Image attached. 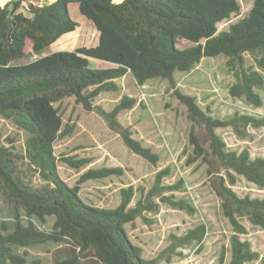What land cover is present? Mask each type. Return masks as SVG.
<instances>
[{
  "label": "trees",
  "instance_id": "16d2710c",
  "mask_svg": "<svg viewBox=\"0 0 264 264\" xmlns=\"http://www.w3.org/2000/svg\"><path fill=\"white\" fill-rule=\"evenodd\" d=\"M69 6L99 32L96 46L51 50V44L79 26L71 17ZM240 9L238 0H15L0 6V116L17 122L27 132L22 155L0 140V190L28 217L45 220L54 216L50 233L36 229L32 222H18L11 233L0 234V264L22 263L13 254V246L50 240L72 245V253L55 259V264H159L156 259L144 257L142 247L129 236L127 225L142 215L153 192L180 189L182 180L160 186V172L149 194L132 208L128 207L131 187L122 190V201L116 208L86 203L80 195V184L117 169H89L73 185L62 178L55 143L70 133L73 125L64 122L60 108L66 99L73 98L88 111L98 109L93 102L99 93L115 91L114 80L127 74L140 85L155 79L175 85V74L190 71L204 57L219 56L227 58L235 75L229 89L231 95L261 106L258 90L264 86V0H254L245 17L232 23L227 31H218V24ZM184 40L191 46L179 47ZM41 52L32 62L15 63L30 53ZM246 53H259L254 58L257 69L245 65ZM90 58L113 66L90 68ZM178 94L187 104L188 117L199 126L204 124L210 137L205 145L193 125L188 161H198L211 176L222 212L234 231L228 264L253 262L261 254L239 237L247 233L241 221L246 219L264 229V198L241 197L232 186L240 175L264 189V157L252 158L248 149H228L215 130L231 126L238 136L246 138L247 128L264 126V118L235 113L220 120L203 112L192 97ZM135 103V99L124 97L110 113H102L111 119L114 128L120 129L133 152L152 159L150 151L118 123ZM61 159L77 169L86 163L74 156ZM32 173H37L44 185H35ZM162 199L172 207L193 210L187 201H176L173 195ZM205 233V226L200 225L182 237H173L180 243L196 240L200 244ZM224 258L222 252L221 264Z\"/></svg>",
  "mask_w": 264,
  "mask_h": 264
},
{
  "label": "rangeland",
  "instance_id": "374dc122",
  "mask_svg": "<svg viewBox=\"0 0 264 264\" xmlns=\"http://www.w3.org/2000/svg\"><path fill=\"white\" fill-rule=\"evenodd\" d=\"M238 2L240 12L220 22L218 31H227L232 23L245 17L254 0ZM69 12L79 22V26L51 45V50L96 46L99 42L96 28L72 6H69ZM187 46H191V43L185 40L179 42V47ZM42 54L30 53L15 63L32 62ZM257 56L259 53H246L245 65L257 69L254 62ZM93 59L90 58V68L113 66ZM235 80L226 57H204L190 71L175 74V85L161 79L140 85L127 74L114 80L117 84L115 91L99 93L93 102L98 109L88 111L73 98L66 99L60 108L64 122L73 125L71 132L65 133L55 143L62 178L73 185L89 169H117V172L105 177L80 184V195L86 203L116 208L122 201V190L131 187L132 197L128 207L132 208L149 194L160 172L163 173L160 186L173 185L182 180L180 189L153 192L149 203L145 202L142 215L127 225L129 236L142 247L144 257L156 259L159 264H221L222 252L225 253L223 264H228L230 260V238L234 231L222 212L221 201L214 191L211 176L198 161H188L192 152L189 135L193 125L205 145L209 143L210 137L204 124L199 126L188 117L187 104L178 93L192 97L203 112L220 120L230 118L235 113L264 118V86L258 90L262 104L257 106L231 95L229 89ZM124 97L135 99L136 103L120 116L118 123L142 147L150 151L152 159L133 152L125 143L120 129L114 128L111 119L102 113H110ZM215 131L228 149L236 152L248 149L252 158L264 157V126L248 127L249 136L246 138L238 136L231 126L218 127ZM0 133V140L6 146L13 147L21 155L25 153L27 132L17 122L0 116ZM71 156L76 160H85L83 168L77 169L61 159ZM31 181L35 185H44L37 173H32ZM232 187L241 197L264 198V189L243 176L238 175ZM168 195H173L176 201H187L193 210L188 212L163 202L162 196ZM18 222L23 225L32 222L36 229L47 233L54 229V216H47L45 220L28 217L24 210L16 207L0 190V234L11 233ZM241 222L247 233L239 234V237L250 242L252 249L261 254L259 259L246 264H261L264 229L246 219ZM200 225L206 229L200 244L196 240L180 243L173 237H182ZM12 252L22 259L21 264H55V259L72 253V245L65 241L50 240L30 246H13Z\"/></svg>",
  "mask_w": 264,
  "mask_h": 264
},
{
  "label": "crops",
  "instance_id": "0c3cea01",
  "mask_svg": "<svg viewBox=\"0 0 264 264\" xmlns=\"http://www.w3.org/2000/svg\"><path fill=\"white\" fill-rule=\"evenodd\" d=\"M15 0H0V6H4V5H6V4H11L12 2H14ZM44 1H46V2H51L52 0H44ZM117 2H120L121 0H116ZM75 31V30H74ZM73 32V31H72ZM69 33H71V32H69ZM66 34H68V33H66ZM66 34H64V35H66ZM63 35V36H64ZM62 36V37H63ZM61 37V38H62ZM61 38H59V39H61ZM59 39L57 40V41H59ZM57 41H55L53 44H55ZM53 44H51V45H53ZM94 60V59H93ZM95 60H97V59H95ZM98 61H100V62H105V61H101V60H98ZM105 63H107V62H105ZM108 65L110 64V63H107ZM106 68V67H105Z\"/></svg>",
  "mask_w": 264,
  "mask_h": 264
}]
</instances>
